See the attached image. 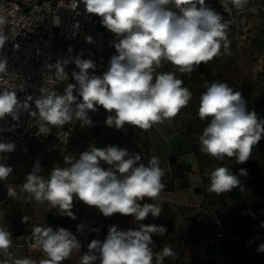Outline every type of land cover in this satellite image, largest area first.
Instances as JSON below:
<instances>
[{
  "label": "clouds",
  "instance_id": "obj_1",
  "mask_svg": "<svg viewBox=\"0 0 264 264\" xmlns=\"http://www.w3.org/2000/svg\"><path fill=\"white\" fill-rule=\"evenodd\" d=\"M84 5L86 14L100 18V23L114 34L110 41L116 54L109 59L107 70L95 74L96 64L92 59L68 56L54 64H45L44 70L52 72L60 80H68L65 68L75 64L78 71L71 73L70 83L63 94L40 88L35 98V111L39 135L47 136L53 127L80 122L81 126H93L89 113L102 107L109 115L106 126L117 130L131 125L149 130L153 124L172 119L186 107L192 98L184 81L173 73L154 72L166 60L177 66L180 72L190 74L201 64H207L221 54H230L227 31L229 20L211 8L206 0H74V8ZM223 11L232 16L233 10H242L247 0H219ZM79 14V13H77ZM5 20L0 17V25ZM53 25L59 26L61 19L55 16ZM78 29L79 25H73ZM75 34V33H74ZM9 37L0 32V51ZM92 44L93 38L86 37ZM16 49L19 45H15ZM8 60L0 55V74L7 75ZM206 91L200 96L198 116L209 120L199 136L200 151L222 161L235 158L243 164L251 156L252 149L264 137V119L247 108L240 91H235L226 82L219 80L205 83ZM32 100V97H28ZM29 104L18 99L15 92L0 91V120L11 117L19 119L21 108ZM16 145L11 141L0 142V153H11ZM4 157L0 156V160ZM68 167H53L47 177L41 175L39 161L26 175L23 190L38 202L47 201L61 215L76 219L72 212L73 200L95 207L104 217L114 214L131 216L138 223L136 229L120 230L111 225L103 241L93 239L88 251L81 256L80 264H163L166 257H175L173 249L165 244L160 252L153 250V235L164 236V225L139 223L148 218L161 216L163 208L156 203H141L158 200L166 187L165 175L159 157L152 156L147 164L141 162L140 153L116 145L96 147L90 145L86 151L74 158L64 155ZM103 165H107L105 168ZM13 173L11 166L0 163V181ZM209 178L207 191L221 194L239 187L241 181L231 169L220 166L206 173ZM240 175H247L240 169ZM16 192L7 189V196L15 198ZM51 210V209H50ZM29 217H22L28 223ZM77 225V231H83ZM264 227V224H262ZM12 233L0 227V253L11 257ZM32 235L35 245L46 255L38 264H63L73 250L80 251L81 242L69 230L59 227L34 226ZM264 252V244L258 246ZM9 264V260L0 261ZM12 264H37L30 258H17Z\"/></svg>",
  "mask_w": 264,
  "mask_h": 264
},
{
  "label": "rangeland",
  "instance_id": "obj_2",
  "mask_svg": "<svg viewBox=\"0 0 264 264\" xmlns=\"http://www.w3.org/2000/svg\"><path fill=\"white\" fill-rule=\"evenodd\" d=\"M206 3L220 13L225 20L230 21L227 31L230 54H225L222 47L220 55L214 57L207 64L201 63L190 76L180 72L179 68L170 62L162 61L161 66L155 70L154 76L170 72L176 78L182 79L184 81L182 87H187L192 93L188 105L183 107L174 118L166 119L163 123L153 124L147 131L125 125L123 129H116L114 133L100 138V142L105 146L116 145L128 149L129 152L140 153L143 157L141 162L145 164L152 156L159 157L160 167L165 173L162 182L166 187L161 191L158 200L149 199L148 203L162 206L163 212L168 218H170L172 210L183 209L186 214L189 212L198 216L197 223L200 224L203 222H200L201 219L206 218L207 222L210 220V217L202 212V209L218 216L219 214L210 205H204L198 200L181 199L180 196H193V193H198L197 189H207L208 187L204 184V176L208 177L206 173H210L216 167H227L233 174L240 176L244 196H264V137L253 147L247 162L237 164L235 158L228 157L219 161L200 151L199 136L209 120L202 121L198 116L200 96L206 91L205 83L219 80L226 82L235 91H240L248 110L255 111L258 118L264 119V0H247L242 10H233L232 16L223 11L219 0H206ZM88 36L93 38L92 44L87 43L86 37ZM114 39V34L99 23L86 30L78 44H72L73 57L77 55L84 57L97 51L108 65L110 57L116 54L115 48L110 44V41ZM92 142L96 145L97 138H94ZM37 161L42 168L41 175L46 177L53 167H67L60 158L43 154L29 156L8 165L13 168V173L8 176L7 180L2 181L3 193L1 195L5 196V202L0 205V227L8 231L9 226L22 225L25 230L21 235L11 236L12 245L8 250L12 254L11 257L0 253V261L7 259L9 264H12V261L17 258L27 257L37 261V264L41 259L47 258L40 247L31 246L23 237L32 233L34 226H44L42 221L45 213L51 209L47 201L38 202L33 197L27 198L30 194L23 190L25 177ZM192 162L195 169L191 168ZM103 166L108 167L107 165ZM196 168L201 173L199 181L201 185H198L199 183L194 177ZM240 169H245L247 175H240ZM9 187L15 190L16 196H21L20 199L6 197ZM214 194L218 197L222 195V193ZM248 202L236 201L230 205V212H234L242 220L252 221L253 216L257 221L259 217H255L256 214ZM72 211L76 217L72 225L54 224L52 226L53 229L63 227L71 231L82 245L80 251L73 250L71 256L63 264H80L81 256L88 251V244L93 239L103 241L111 225H117L120 230L130 229L128 228V216L117 213L111 217H104L95 207L85 205L75 198ZM24 215L29 217L27 224L22 222ZM183 216L189 218L188 215ZM152 218L149 214L147 219L140 222L150 225ZM187 223L189 224V222ZM81 224L84 226L83 231L78 232L77 225ZM203 224L212 226L209 223ZM175 239L173 234L153 235L154 252H160L167 244L176 255L175 257H166L163 264H194L192 258L182 256L183 252L178 250L180 245H177ZM203 246L201 245L196 250L200 256ZM198 260L195 264L204 263L202 257L201 259L198 257Z\"/></svg>",
  "mask_w": 264,
  "mask_h": 264
},
{
  "label": "built area",
  "instance_id": "obj_3",
  "mask_svg": "<svg viewBox=\"0 0 264 264\" xmlns=\"http://www.w3.org/2000/svg\"><path fill=\"white\" fill-rule=\"evenodd\" d=\"M55 16L61 19L59 26L52 23ZM0 17L5 20L0 25V32L9 37L0 51V55H6L8 60V74H0V91L15 92L19 100L30 105L27 109L21 108L18 120L11 117L0 120V142L11 141L16 145L13 152L0 153L4 157L0 163L9 165L36 154L58 157L63 161L64 155L68 154L78 158L80 153L94 145L92 132L94 128L105 125L109 113L98 107L97 112L89 113L93 126L82 127L77 121L75 124L53 127L47 136L39 135L36 118L30 113L36 110L34 100L39 97L41 87L63 94L68 84L75 83L71 79V73L78 71L75 64L65 68L69 74L68 80L58 79L54 70H44V65L66 58L69 46L78 44L83 33L99 24L100 18L86 14L82 3L75 9L74 0H0ZM76 24L79 25L78 29L73 27ZM15 45H19V48L16 49ZM71 55H74L73 52ZM81 58H90L95 62L96 75H102L107 70L108 65L97 51ZM28 97H32V100ZM4 202L5 198L0 194V205ZM202 212L217 224L218 236L225 237L233 245L238 235H229L212 212L204 209ZM23 237L31 246H36L32 233Z\"/></svg>",
  "mask_w": 264,
  "mask_h": 264
},
{
  "label": "crops",
  "instance_id": "obj_4",
  "mask_svg": "<svg viewBox=\"0 0 264 264\" xmlns=\"http://www.w3.org/2000/svg\"><path fill=\"white\" fill-rule=\"evenodd\" d=\"M105 126L106 125L98 126L96 129L94 128V131L92 132L91 139L94 140V138H97L96 145L94 143L96 147H100V148L106 147L105 145H103L102 142H100V138L106 137L107 135L114 133V131L116 130L115 128H110V127L108 128ZM191 168L195 169L193 162ZM196 169L197 171L194 173V177L195 180H197L199 183L201 179V173L198 168ZM209 183H210L209 178L204 176L205 186L208 187ZM198 185L201 184L199 183ZM238 190L241 195L240 199L238 200L245 201L246 203L247 201H249L248 204H250L251 209H253V212L256 214L255 217H259L257 221L254 219L253 216H252L253 218L252 221L242 220L241 217L236 216L234 212H230V205H233V203H235L238 200L229 197L227 195V192L222 193V195L218 197L214 193H209L206 188H203V189H198V193L196 194L193 193V196H187V197L180 196V198L188 199V200L190 199L192 201L198 200L204 205L212 206L215 209V211L219 214V216L225 219L224 228L226 232L229 234L238 233L241 235V240H240L241 256L245 258L246 257L264 258V252L258 251V246L264 244V227H262V224H264V196H253V195L244 196L243 195L244 188L242 182L241 185L238 187ZM1 193H3L2 181H0V194ZM188 194H190V192H188ZM20 197L21 196H16L15 199L16 198L20 199ZM27 198H32V197L28 196ZM145 202H149L147 198H145V200L142 201L141 203H145ZM51 209H55V208H51ZM172 211L170 218L174 221L175 228L170 234H173L176 237L175 241L177 245H180L178 247V250L183 252L182 256L184 258L185 257L192 258L194 264L199 261L198 257L200 259L201 257L203 258V262H204L203 264H214V261L210 257H206L203 254V251L201 252V256H200L196 253V250H198V248L201 245H205L207 242H211L215 237L209 236V232L206 229L204 231L200 230L202 227L200 226L201 225L200 223H197V221L199 220L198 216L196 217L195 215H192L189 212L188 214H186L183 211V209L181 210L175 209ZM183 215H188L187 217L189 218H185V216ZM161 216L168 218V216L163 211ZM128 217H129L128 228L136 229L138 227V223L134 220L133 217L131 216ZM153 220L154 217L152 218L150 224L153 223ZM187 222H189V224Z\"/></svg>",
  "mask_w": 264,
  "mask_h": 264
},
{
  "label": "trees",
  "instance_id": "obj_5",
  "mask_svg": "<svg viewBox=\"0 0 264 264\" xmlns=\"http://www.w3.org/2000/svg\"><path fill=\"white\" fill-rule=\"evenodd\" d=\"M198 191V189H197ZM227 195L235 200L240 199L241 195L239 193L238 187L233 188L231 191L227 192ZM73 212V211H72ZM74 213V212H73ZM217 218L221 221L223 225H225V219L221 216L216 214ZM206 219V218H205ZM201 219V229L204 231L205 229L209 232V236H214L215 238L211 242H207L203 247V254L206 257H210L214 264H264V258H254L249 257L242 259L241 256V247H240V240L241 235L238 233H231L229 235L235 236L238 235L237 238L234 239L233 245L228 242L225 237L218 236V226L214 221L210 218L207 222V219ZM75 222V219H71L67 216L61 215L58 209H51L45 213L44 219L42 223L44 225L53 226L54 224H58L61 226L72 225ZM203 223H209L212 226L204 225ZM155 225H164L167 228V232L164 234L169 235L175 228L174 221L171 218H166L160 216L158 218H154L153 223ZM214 230H211V229ZM8 231L12 233L11 236H18L24 233V228L22 225L19 226H9Z\"/></svg>",
  "mask_w": 264,
  "mask_h": 264
}]
</instances>
